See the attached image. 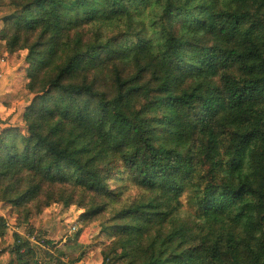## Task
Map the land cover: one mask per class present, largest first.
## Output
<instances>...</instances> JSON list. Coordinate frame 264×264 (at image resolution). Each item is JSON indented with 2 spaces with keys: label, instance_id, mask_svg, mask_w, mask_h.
Masks as SVG:
<instances>
[{
  "label": "trees",
  "instance_id": "1",
  "mask_svg": "<svg viewBox=\"0 0 264 264\" xmlns=\"http://www.w3.org/2000/svg\"><path fill=\"white\" fill-rule=\"evenodd\" d=\"M83 1L23 0L5 19L1 39L9 54L27 51L34 97L25 131L0 133V203L25 224L88 197L80 220L114 223L102 264H264V0L204 9L197 30L181 18L202 0H164L161 57L147 44L109 57L111 41L88 36L97 11L61 23ZM118 174L143 193L122 202L109 185ZM4 224L0 258L41 264L18 233L4 248Z\"/></svg>",
  "mask_w": 264,
  "mask_h": 264
},
{
  "label": "rangeland",
  "instance_id": "2",
  "mask_svg": "<svg viewBox=\"0 0 264 264\" xmlns=\"http://www.w3.org/2000/svg\"><path fill=\"white\" fill-rule=\"evenodd\" d=\"M21 1L23 0H0V133L8 128L25 131L22 116L34 97L25 89L29 67L25 61L27 51L19 50L9 54L5 41L1 39V33L8 23L5 19L20 12L15 6ZM113 3L114 0H84L81 6L77 4L69 10L62 8L60 21L76 22L77 19H85L90 12L97 11L100 17L98 25L88 27V36L91 42L98 41L97 44L110 40L111 43L106 48L109 57L119 55L136 44L149 45L151 51L161 57L163 37L159 26L164 0H129L116 6ZM66 4L69 5L68 2ZM232 7L231 0H202L199 8L182 17L181 22L185 27L197 30L202 28L204 9ZM34 11L39 13L36 9ZM196 13L197 21L193 16ZM110 68L107 66V70H98L97 74L105 78ZM119 175L109 185L111 190L122 192V202H129L143 193ZM74 198V205L52 203L43 208L40 214L33 213L25 224L22 223L24 213L19 214L8 204L0 203V217L5 221L4 248L7 250L13 244V235L18 233L30 239L41 264H70L67 258L61 257L54 249L46 248L42 243L46 240L53 242L54 247L61 249L66 256L81 258L80 262L74 264H102L101 251L110 243V236L106 235L104 227L114 224L112 217L110 213H104L94 222L83 223L80 220L84 213L81 204L89 202V198L86 197L83 202L79 194ZM9 260L10 255L6 253L0 258V264H7Z\"/></svg>",
  "mask_w": 264,
  "mask_h": 264
},
{
  "label": "crops",
  "instance_id": "3",
  "mask_svg": "<svg viewBox=\"0 0 264 264\" xmlns=\"http://www.w3.org/2000/svg\"><path fill=\"white\" fill-rule=\"evenodd\" d=\"M25 111V110H24Z\"/></svg>",
  "mask_w": 264,
  "mask_h": 264
}]
</instances>
